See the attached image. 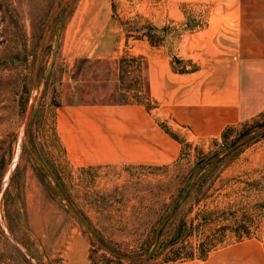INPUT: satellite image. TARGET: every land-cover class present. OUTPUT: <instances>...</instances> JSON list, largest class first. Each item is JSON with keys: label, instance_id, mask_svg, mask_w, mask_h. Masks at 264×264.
<instances>
[{"label": "rangeland", "instance_id": "obj_1", "mask_svg": "<svg viewBox=\"0 0 264 264\" xmlns=\"http://www.w3.org/2000/svg\"><path fill=\"white\" fill-rule=\"evenodd\" d=\"M63 1L0 0V264H169L241 239L264 243V110L225 139L173 132L183 151L169 166L70 164L55 132L56 107L149 104L145 60L125 48L118 59H98L94 45L107 36L110 47L127 45L149 30L156 41L169 36L168 27L151 28L141 9L170 2L68 0L42 41L34 86L39 43ZM161 13L168 23L187 19L184 10ZM33 95L27 141L51 178L22 138ZM184 220L193 227L181 236Z\"/></svg>", "mask_w": 264, "mask_h": 264}, {"label": "crops", "instance_id": "obj_2", "mask_svg": "<svg viewBox=\"0 0 264 264\" xmlns=\"http://www.w3.org/2000/svg\"><path fill=\"white\" fill-rule=\"evenodd\" d=\"M170 6H144L149 35L111 46L110 37L93 47L95 58L118 59L125 48L146 62L147 101L75 103L55 109V132L75 167H161L175 163L186 140L218 139L227 127L264 110V0H169ZM186 11L185 23L165 20ZM202 15L189 24L188 12ZM161 14V15H160ZM147 23V22H145ZM144 23V24H145ZM186 24V26H185ZM180 29V30H178ZM154 39V40H152ZM118 51V52H117ZM181 61V66L173 63ZM198 62L197 67L190 63ZM169 264H264L257 238L221 246L204 258Z\"/></svg>", "mask_w": 264, "mask_h": 264}, {"label": "water", "instance_id": "obj_3", "mask_svg": "<svg viewBox=\"0 0 264 264\" xmlns=\"http://www.w3.org/2000/svg\"><path fill=\"white\" fill-rule=\"evenodd\" d=\"M67 1H68V0H64V1H63V2L57 7V9L54 11V13L52 14V16L50 17V19H49V21H48V23H47V26H46V28H45L44 34H43L42 39H41V41H40V43H39L38 51H37L36 59H35L34 74H33V85H34V86H36V84H35V76H36V71H37V67H38V63H39V56H40V52H41L42 41H43V39H44L45 34L47 33V29L49 28L50 24H51L52 21H53L54 19H56V17L60 14V12L62 11V9H63L64 6L66 5ZM188 21H189V24H190V25H192V24H198V23H199V22H197V21H195V22L192 21L190 18L188 19ZM34 100H35V96L33 95V97L31 98V103H30V105H29V107H28V110H27V114H26V118H25L24 124H23V126H22V138H23L24 145H25V147H26V149H27V151H28V153H29L31 159L33 160V162H34L37 166H39V167H40V168H41V169L47 174V176H49V177L51 178V175H50V173L48 172V170L45 168V166H44V165L40 162V160H39L36 156H34V154L32 153L31 148H30V146H29V143H28V141H27L26 131H27L28 124H29V122H30V120H31V114H32V110H33V103H34ZM54 189H56L55 186H54ZM177 203H178V201L173 205V208H172V210H171V213H172L173 210L175 209ZM171 213H170V215L168 216V218L171 216ZM166 221H167V219L165 220V222H166ZM165 222H163L162 225H164ZM158 236H159V230H158L157 233H156L155 244H156L157 241H158ZM112 255H115V254H112ZM115 256L118 257L119 259H122V260H125V261H128V262H134V261H137V260H132V259H129V258H124V257H122V256H118V255H115Z\"/></svg>", "mask_w": 264, "mask_h": 264}, {"label": "trees", "instance_id": "obj_4", "mask_svg": "<svg viewBox=\"0 0 264 264\" xmlns=\"http://www.w3.org/2000/svg\"><path fill=\"white\" fill-rule=\"evenodd\" d=\"M136 101H138V103H141V101L140 100H136ZM232 129V127H227L223 132H222V134H221V138L222 139H225L226 138V136H227V134H228V132L230 131ZM173 135V134H172ZM173 137H175L174 135H173ZM176 138V137H175ZM194 188V187H193ZM210 213H208V214H206L205 216H202V218H201V220L203 221V223H205L207 220H208V215H209ZM211 215V214H210ZM209 215V216H210ZM208 217V218H207ZM192 227H193V220H190L189 221V224H187V222L184 220L182 223H181V226L179 227V228H181V229H183V232H181L179 235H183L184 233L185 234H190V232L191 231H189V230H191L192 229ZM246 239H248V238H246ZM179 240V237L178 236H176L175 238H173L172 240H170L169 241V243H170V245L172 246V245H174V244H176L177 243V241ZM241 240H243V239H241ZM241 240H239V241H241ZM219 243L221 242V241H218ZM217 242V243H218ZM238 242V241H237ZM212 250H214V249H210V250H205L203 253H200V255L198 256V258H204L206 255H207V253L208 252H210V251H212ZM194 257L191 255V256H186V257H184V259H193Z\"/></svg>", "mask_w": 264, "mask_h": 264}]
</instances>
